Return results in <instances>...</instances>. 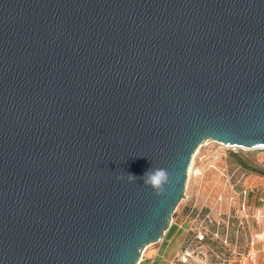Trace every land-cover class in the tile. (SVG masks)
<instances>
[{
  "label": "water",
  "instance_id": "95a60500",
  "mask_svg": "<svg viewBox=\"0 0 264 264\" xmlns=\"http://www.w3.org/2000/svg\"><path fill=\"white\" fill-rule=\"evenodd\" d=\"M207 140L264 145V0H0V264H139Z\"/></svg>",
  "mask_w": 264,
  "mask_h": 264
},
{
  "label": "rangeland",
  "instance_id": "374dc122",
  "mask_svg": "<svg viewBox=\"0 0 264 264\" xmlns=\"http://www.w3.org/2000/svg\"><path fill=\"white\" fill-rule=\"evenodd\" d=\"M230 177L236 192L234 202L230 201ZM263 183V152L227 150L207 140L193 154L186 198L177 205L170 229L159 243L145 248L142 258L156 251L165 236L178 235L174 243H183L173 264H264V208L252 197L244 202L241 195L246 186ZM180 222L181 232L176 230ZM200 233L203 240L198 239Z\"/></svg>",
  "mask_w": 264,
  "mask_h": 264
},
{
  "label": "crops",
  "instance_id": "0c3cea01",
  "mask_svg": "<svg viewBox=\"0 0 264 264\" xmlns=\"http://www.w3.org/2000/svg\"><path fill=\"white\" fill-rule=\"evenodd\" d=\"M182 221V220H181ZM183 222V221H182ZM180 222L178 228L176 230H178L179 232H181V228L183 226V224L181 225ZM178 235H174L172 237H164L161 246L156 250V251H149L148 255L146 257H143L141 262L139 264H167V263H171L173 264L172 259L173 257L176 258V255L178 254V250L179 247L182 245L183 241L181 243H174L175 239H177ZM185 238H188V234L184 235V241ZM165 241V242H164ZM169 242V245H166V242ZM165 245V246H164ZM165 248V250H161V248ZM168 247V248H167Z\"/></svg>",
  "mask_w": 264,
  "mask_h": 264
},
{
  "label": "built area",
  "instance_id": "2783aa9c",
  "mask_svg": "<svg viewBox=\"0 0 264 264\" xmlns=\"http://www.w3.org/2000/svg\"><path fill=\"white\" fill-rule=\"evenodd\" d=\"M222 147H224L227 150H233V151H243V150H249V151H256V152H263L264 153V145H258L253 148L246 149L245 147H237V146H232L230 144H223L219 143ZM231 177L229 178L228 182L230 183V189L232 191V194L230 196V201L234 202L235 197H236V192L234 189V185L231 183ZM241 195L243 196L244 202L247 200V198L252 197L255 198L258 203H260L261 207L264 208V183L261 184L260 186H246L244 190L241 192ZM245 206V203H243ZM260 207V208H261ZM204 236L200 233L198 236V239L203 240ZM186 257H191L190 254L186 253ZM184 259H186L184 257ZM182 263H185L183 260Z\"/></svg>",
  "mask_w": 264,
  "mask_h": 264
},
{
  "label": "clouds",
  "instance_id": "9594fccd",
  "mask_svg": "<svg viewBox=\"0 0 264 264\" xmlns=\"http://www.w3.org/2000/svg\"><path fill=\"white\" fill-rule=\"evenodd\" d=\"M129 182H133L137 179L136 176L132 174H126ZM118 179H122V176H118ZM167 172L164 169H154L150 168L146 171L142 177L143 183L148 186H152L156 189L162 190L163 184L167 181Z\"/></svg>",
  "mask_w": 264,
  "mask_h": 264
},
{
  "label": "bare ground",
  "instance_id": "6f19581e",
  "mask_svg": "<svg viewBox=\"0 0 264 264\" xmlns=\"http://www.w3.org/2000/svg\"><path fill=\"white\" fill-rule=\"evenodd\" d=\"M215 142H217V141H215ZM219 143V142H218ZM191 169H192V167H191ZM191 169H190V173H191Z\"/></svg>",
  "mask_w": 264,
  "mask_h": 264
}]
</instances>
